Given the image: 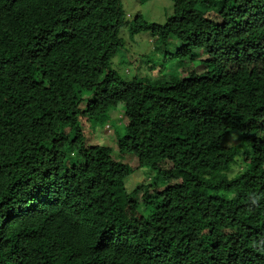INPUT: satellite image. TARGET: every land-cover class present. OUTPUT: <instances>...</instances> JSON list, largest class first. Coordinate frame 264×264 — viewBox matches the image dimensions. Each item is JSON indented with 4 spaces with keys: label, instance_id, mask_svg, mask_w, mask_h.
I'll return each instance as SVG.
<instances>
[{
    "label": "trees",
    "instance_id": "obj_1",
    "mask_svg": "<svg viewBox=\"0 0 264 264\" xmlns=\"http://www.w3.org/2000/svg\"><path fill=\"white\" fill-rule=\"evenodd\" d=\"M172 1L0 0V264H264V0ZM123 28L176 72L113 67Z\"/></svg>",
    "mask_w": 264,
    "mask_h": 264
},
{
    "label": "rangeland",
    "instance_id": "obj_2",
    "mask_svg": "<svg viewBox=\"0 0 264 264\" xmlns=\"http://www.w3.org/2000/svg\"><path fill=\"white\" fill-rule=\"evenodd\" d=\"M123 5L128 21H132L137 13L141 12L148 21L163 24L167 21L168 17L172 15L174 2L172 0H147L145 3H141L140 0H123ZM121 36L125 38L126 47L125 49L118 50L112 58L113 67L117 68L121 73H135L134 66L127 62L122 63V60L125 58L124 54L125 52L127 53L128 50V53L133 54L131 56L137 61V64L143 66L142 68H146L151 64H156L155 70L152 72L154 77L162 78L176 72L178 64L177 60L173 59L174 56H172L175 51L173 46L168 47V53L155 52L154 49L157 47L158 43L153 41L150 31H143L134 38H130L128 30L123 28ZM122 116L123 112L120 110L113 111V114L110 112V120L118 125H121V122H123ZM112 121H109L108 124ZM98 128V132H102L90 135L91 143H103L108 139V135L111 136L112 126L108 128L107 125H103L98 126ZM87 132L91 133L93 131L89 128ZM240 140L241 136L238 133H234L233 135L225 137L223 143L231 146L238 143ZM132 156L131 154H127L125 160L134 165ZM239 168L241 167L239 166ZM239 168L232 169V172L235 173ZM154 176H156L155 171L140 167L128 177L126 182L127 188L132 190L140 183H149ZM143 212L145 215L147 214V211Z\"/></svg>",
    "mask_w": 264,
    "mask_h": 264
}]
</instances>
